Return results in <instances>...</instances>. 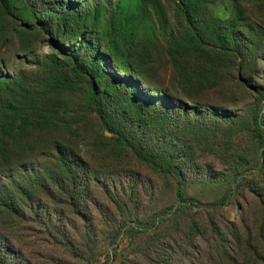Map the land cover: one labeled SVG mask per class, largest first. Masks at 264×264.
<instances>
[{
  "label": "rangeland",
  "instance_id": "rangeland-1",
  "mask_svg": "<svg viewBox=\"0 0 264 264\" xmlns=\"http://www.w3.org/2000/svg\"><path fill=\"white\" fill-rule=\"evenodd\" d=\"M6 2L10 12L0 9V72L8 75L25 74L36 68L35 58L56 53L47 29L34 28L33 12L72 8L85 31L99 34L95 42L118 70L141 81L143 93L172 88L178 84L166 42L188 25L187 9L205 28L214 19H237L245 36L239 59L245 86L201 84L185 91L180 115L170 121L162 141L164 167L183 173L191 206L178 204L174 174L141 162L129 148L119 150L111 132L89 123L66 141L79 161L77 182L61 166L51 168L54 179L32 200L36 212L14 224L15 252L4 264H263V245L256 239L264 200L259 197L264 172L257 171L263 149L253 118L264 113V1ZM60 42L66 50L81 47L69 32ZM86 85L83 79L76 91L51 98V106L62 111L69 99L82 101ZM26 110L20 107V120ZM199 123L206 130L196 134L192 125ZM38 133L26 132L33 144L30 153L12 157V174L25 170L38 152ZM47 142L42 139L40 147ZM221 200L226 203L210 206Z\"/></svg>",
  "mask_w": 264,
  "mask_h": 264
},
{
  "label": "trees",
  "instance_id": "trees-1",
  "mask_svg": "<svg viewBox=\"0 0 264 264\" xmlns=\"http://www.w3.org/2000/svg\"><path fill=\"white\" fill-rule=\"evenodd\" d=\"M0 9L10 12L6 0H0ZM33 16L37 20L34 28L47 29L50 45L56 53L41 60L35 58L36 68L25 74L15 76L0 72V264L6 263L9 254L15 252L10 245L13 237L10 235L17 234L14 224L36 212L32 207L36 191L46 189L47 182L54 179L55 172L51 168L61 166L72 181L77 182L79 161L66 141L89 123L111 132L119 150L129 148L141 162L174 174L178 204L181 208L191 206L194 199L186 195L183 173L164 167L166 155L162 141L170 131V121L178 119L185 91L201 84L233 89L245 86L239 61L245 36L235 18L214 19L212 25L205 28L186 9L184 18L188 25L172 32L166 42L178 85L145 94L140 80L120 72L100 50L95 42L99 34L84 30L76 10L33 12ZM68 32L79 37L80 48L66 50L61 44L60 39ZM83 79L87 80V85L82 101L69 99L62 111L51 106V98L76 91ZM20 107L27 109L21 120ZM187 118L189 116L183 114V119ZM189 121L192 120L189 118ZM199 125L202 123L192 125L196 134L206 130ZM253 126L263 149L257 168L261 173L264 172V113L253 118ZM29 130H38L39 138L48 142L41 148V140H37L39 150L26 162L25 170L12 174L9 167L12 157L22 151L30 153L33 140L25 136ZM37 156L39 159H35ZM260 195L264 199V194ZM223 202L226 203L221 200L210 206H222ZM169 211L167 208L164 213ZM249 238L250 234L246 236ZM256 239L264 249V200ZM259 254L264 259V254Z\"/></svg>",
  "mask_w": 264,
  "mask_h": 264
}]
</instances>
